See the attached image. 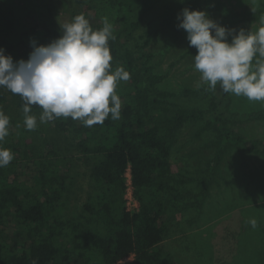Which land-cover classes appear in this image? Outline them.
I'll list each match as a JSON object with an SVG mask.
<instances>
[{"label":"trees","instance_id":"1","mask_svg":"<svg viewBox=\"0 0 264 264\" xmlns=\"http://www.w3.org/2000/svg\"><path fill=\"white\" fill-rule=\"evenodd\" d=\"M93 30L103 26L107 17L113 25L114 40L109 41L111 70L123 67L130 79L120 81L116 94L121 100L120 119L111 114L102 124L86 127L79 120L56 118L38 124L44 133L52 130L65 135L69 147L49 145L41 139L37 128L28 131L16 126L0 142L14 159L0 168V264H173L168 252L160 247L164 236L186 195L198 203L206 193L192 195L181 191L170 176V154L178 130L187 122H204L198 131H212L218 147L210 162V171L218 168L227 148L264 155V138L249 140L235 133L230 125L237 122L264 121V110L234 113L229 109L230 95L219 85L215 90L205 86L210 96L208 112L198 109L168 108L166 100L173 94L161 91V77L151 74L150 55L132 48L133 34L155 0H115L122 14L112 23L106 0H72ZM202 7L204 0H200ZM50 17L45 0H0V45L13 61L27 60L32 51L24 40L32 30L42 29L37 46L59 38L60 28ZM256 14L210 16L216 23L256 19ZM160 29L146 33L145 43L161 34ZM20 51L17 52V48ZM191 52H197L193 49ZM17 108L23 109L21 97L12 94ZM5 102L0 92V105ZM30 113L41 115L42 109L32 105ZM23 111V110H22ZM73 149L88 168L89 181L85 200L79 208H70L76 199V164L66 154ZM31 155L39 170L33 184L27 174L18 171ZM129 170L132 197L136 202L128 210L126 173ZM211 176V173H210ZM207 185V184H206Z\"/></svg>","mask_w":264,"mask_h":264},{"label":"rangeland","instance_id":"2","mask_svg":"<svg viewBox=\"0 0 264 264\" xmlns=\"http://www.w3.org/2000/svg\"><path fill=\"white\" fill-rule=\"evenodd\" d=\"M114 1H105L108 8L114 5L107 9L112 23L122 14ZM45 4L51 16L44 14L42 22L49 19L59 28L71 22L72 14L79 10L72 0H45ZM204 4L202 7L200 0H155L133 34L132 48H140L150 55L148 66L151 67V74L162 78L158 89L173 94L166 100L165 106L168 108L208 112L210 104L209 94L204 91L193 93L208 85L200 81V74L193 67L192 57L197 52L191 51L195 48L189 46L185 31L177 29V16L182 9L204 11L209 18L218 13L256 14L257 18L253 20L218 23L237 31L256 30L264 17V0H204ZM163 25L165 28L161 34L145 43L146 33ZM28 30L29 34L24 40L29 44L30 40H35L38 45L42 39V29L32 30L29 26ZM228 42H231V37ZM0 48L8 55L4 47L0 45ZM20 49L18 47L17 52ZM0 92L5 95L0 111L10 118V129L16 131L15 125L24 127V113L17 108L12 93L4 88H0ZM229 95L231 112L242 114L264 110L261 102ZM30 115L35 116L37 124L41 125L40 114ZM203 125L204 122H187L178 130L170 154V176L181 191L199 195L206 187V193L201 203L194 196L184 197L160 247L170 254L173 264H264V155L227 148L212 175L210 162L218 147L213 143L216 137L212 131L198 134ZM230 127L249 140L264 138V121L237 122ZM37 130L41 139H46L49 145L56 143L64 148L69 147L65 135L52 130L44 133L42 126ZM66 154L72 157L77 167L78 191L76 199L69 206L77 209L85 200L89 172L80 154L72 148ZM38 170L32 155L29 161H23L18 166L19 172H26L29 185L33 184ZM127 208L133 210V204L130 203ZM253 218L257 221L255 229L247 223Z\"/></svg>","mask_w":264,"mask_h":264},{"label":"clouds","instance_id":"3","mask_svg":"<svg viewBox=\"0 0 264 264\" xmlns=\"http://www.w3.org/2000/svg\"><path fill=\"white\" fill-rule=\"evenodd\" d=\"M177 20V29L185 31L189 46L197 51L193 67L202 83L213 90L219 85L223 93L264 106V17L254 31L225 28L206 12L187 8ZM102 23V28L93 30L83 14L76 15L60 26L62 34L49 44L37 46L30 40L32 51L27 60L14 62L0 48V88L21 97L26 130L38 126L37 118L30 115L32 105L42 109L40 123L70 117L91 127L102 124L109 114L113 120L120 119L116 88L130 74L123 67L111 70L113 25L107 17ZM9 124L10 118L0 111V142L9 135ZM13 159L9 149L0 147V168ZM247 223L257 227L254 218Z\"/></svg>","mask_w":264,"mask_h":264},{"label":"built area","instance_id":"4","mask_svg":"<svg viewBox=\"0 0 264 264\" xmlns=\"http://www.w3.org/2000/svg\"><path fill=\"white\" fill-rule=\"evenodd\" d=\"M126 179H127V194L125 196V200L127 201L126 205L128 206L130 203H132L133 207L135 208L137 205H136V202L134 201V199L132 197V188H131V185H130L129 170H127ZM131 259H132V256H129V257L119 261L117 264H124V263L130 261Z\"/></svg>","mask_w":264,"mask_h":264}]
</instances>
